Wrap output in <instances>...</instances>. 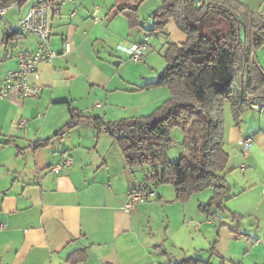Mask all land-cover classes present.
<instances>
[{"label": "crops", "instance_id": "0c3cea01", "mask_svg": "<svg viewBox=\"0 0 264 264\" xmlns=\"http://www.w3.org/2000/svg\"><path fill=\"white\" fill-rule=\"evenodd\" d=\"M34 1H16L6 11L5 21L17 26ZM163 1L65 0L51 12L50 42L58 55L39 64L41 95L22 98L13 92L0 99V264H179L163 262L165 256H175L166 246L193 241L187 236V213L192 207L197 209L195 213L209 217L224 214L217 237L210 239L211 249L214 246L217 252L214 256H220L222 264L226 255L234 258V253L228 255L229 246L240 244L246 250L240 253L238 264H264L263 127L248 133L244 119L239 125L228 126L225 121L224 147L226 143L241 147L248 136L253 137V143L243 150L241 167L246 178L238 183L236 193L237 185L230 181L229 211L214 209L210 215L199 206L213 193L209 197L201 193L193 200L197 192L182 202L176 198L175 188L171 193V188L150 181L147 183L154 195L133 211H126L128 192L146 182L152 167L128 166L122 149L104 126L82 123L55 136L45 147L34 148L63 128L71 109L105 121L131 119L150 114L170 96L166 86L143 89L166 67L165 58L160 56L159 60L158 54L164 56L170 42L186 40L173 19L162 30L154 26L150 15ZM240 1L264 16V6ZM124 5L128 7L121 10ZM131 6L137 7L136 25L131 21ZM96 7L101 21L94 20ZM146 35H151V46L145 62L132 64L116 51L118 45L141 42ZM66 42L71 45L67 53ZM37 44L38 36L33 33L10 38L0 18V87L8 72L18 67L16 51L30 53ZM254 59L264 70L257 51ZM173 145L179 142L173 140ZM65 155L73 157L72 165L58 173L52 171L51 166ZM161 212L164 230L155 219ZM176 215L181 217V227H171V218ZM247 218L255 220L254 230L243 232V237L240 231ZM197 229L195 226L194 231ZM179 232L183 233L181 239L176 235ZM212 253L207 261L210 264Z\"/></svg>", "mask_w": 264, "mask_h": 264}, {"label": "trees", "instance_id": "16d2710c", "mask_svg": "<svg viewBox=\"0 0 264 264\" xmlns=\"http://www.w3.org/2000/svg\"><path fill=\"white\" fill-rule=\"evenodd\" d=\"M16 1L22 0H0V7ZM197 1L164 0L150 15L159 30L173 19L186 34L185 41L168 44L164 71L143 87H168L170 96L160 106L147 115L114 121L71 109L63 128L34 148L45 147L55 136L82 123L104 126L128 166L152 167L146 183L173 184L182 202L211 187L213 195L200 210L208 215L214 209L229 211L226 202L232 186L225 174L230 159L224 147L225 105L230 104L233 122L239 125L250 102L264 97V70L254 59L257 49L264 46V16L240 0H204L200 6ZM133 7L131 21L136 25L137 7ZM19 34L13 32L9 37ZM175 127L183 130L184 137L179 157L172 161L168 151ZM181 263L210 264L192 258Z\"/></svg>", "mask_w": 264, "mask_h": 264}, {"label": "built area", "instance_id": "2783aa9c", "mask_svg": "<svg viewBox=\"0 0 264 264\" xmlns=\"http://www.w3.org/2000/svg\"><path fill=\"white\" fill-rule=\"evenodd\" d=\"M65 0H35L30 6L27 13L19 20L17 26L13 27L5 21L6 11L13 6L12 3L8 6L0 7V18L3 20V26L7 33L19 32L21 34L33 33L38 36L37 48L25 53L18 49L16 56L19 64L15 70L8 72L0 87V99L8 97L13 92H16L22 98H37L41 95L43 85L40 83L41 73L39 64L43 61H52L58 52L51 48L50 38L52 35V27L50 24V14L57 10L58 5ZM204 0H198L197 5H202ZM94 20L101 21L99 7L94 9ZM151 46V35H146L141 42L130 43L129 45L120 44L116 51L124 54L130 61L134 63H143L146 60V54ZM71 50V45L66 42L64 52ZM33 79V81H32ZM248 94V89L245 90ZM100 105V103H98ZM262 108V102H250L251 107ZM253 143V137L248 136L242 140L244 149H248ZM73 157L65 155L60 161L51 166L52 171L60 172L63 169L71 166ZM155 191L148 183H142L132 188L127 194V200L124 209L128 212L133 211L141 203H144ZM1 227H5L2 224Z\"/></svg>", "mask_w": 264, "mask_h": 264}, {"label": "rangeland", "instance_id": "374dc122", "mask_svg": "<svg viewBox=\"0 0 264 264\" xmlns=\"http://www.w3.org/2000/svg\"><path fill=\"white\" fill-rule=\"evenodd\" d=\"M251 1L255 7L264 6V0H251ZM257 52H258V61L263 66V69H264V46H262L261 48H258ZM158 56H159V60H160V56L163 57V59L165 58L163 56V53L158 54ZM130 63H132V61H130ZM163 64H164L163 67H165L166 62L163 61ZM245 80L247 83V75H246ZM225 119H226L225 120L226 124L228 126L230 124H234L232 114L230 111V104L229 103H226V105H225ZM242 120H243L242 124L246 125L245 129L248 131V133H252L253 129H255L256 131L259 130L261 127H263V129H264V107L259 108V105L255 108H253L251 106L246 107L245 110L243 111V114H242ZM183 137H184L183 130L180 127H175L173 129V139L175 141H178L179 145L178 146L173 145L169 149L168 155H169L170 160L177 161V159L179 157V153L181 151V142L183 140ZM243 148L244 147L242 145H241V147H239V146L234 147L233 145H230L228 143L225 144V149L230 154V159H229L227 168L225 170V174H226V177H227L229 182L232 180L237 185L235 190H233V191H235V193L239 190L240 186L238 183H241L243 181V179L245 177L244 173L246 172L241 167V160H242V158H244L243 150L244 151L247 150V149L245 150ZM252 159H254V157ZM256 169H258L257 165L255 166L254 171H257ZM254 171H252V172L254 173ZM161 185L165 186V188H167V190H168V188H171V193L173 192L172 190H174V186L171 183H163ZM213 191H214V189L211 187L206 188L202 191H199L198 195H195L193 197V200L196 199L199 196V194H201V193L204 194L203 196L209 197V195H212ZM191 205H193V204H191ZM195 211H197V209L192 207L191 211H189V213H187V215H188L187 227H188L189 231H191L190 234H189V231L187 232V236L192 237L193 241H191L190 243L188 242V243L179 244V245L178 244L167 245L166 246L167 250L172 255H175V256L171 257L170 259L165 256L164 260H163L164 263L165 262L168 263V262H170V260H172V261H180L179 264H182L181 262L184 261V259L191 258V257H192V259L202 258V259H206V261H208L210 259L209 257L211 256V253L213 252L212 253L213 257L211 260L212 263L213 264H222L223 261L221 260V258H219L220 256H218V255L214 256L217 254V252L214 251L213 249H211L212 242L210 244V239H214L215 237H217L218 228H219V221H222V219L225 218L224 214L222 215L223 217L221 216V213L215 214L213 216L210 215V217H209L206 214H203L201 212L195 213ZM200 216H202L204 218H202ZM155 219L159 221L158 227L161 230H164V228H162V222L165 221L164 214L161 212L159 214V216ZM180 221H181V217L179 215L172 217L171 218V227H174V226L181 227ZM252 223H255L254 219L247 218L244 221V223L241 227V231H240V233L243 234V237H245L243 232L253 233L254 228L252 226ZM195 226H196V228H199V229H197L198 231H194ZM181 229H182V231L184 230V228H181ZM262 229H264V224H262ZM176 235H179L180 239L183 238V233L179 232V234H176ZM241 240L245 241L246 239L242 238ZM206 247H207V249H205ZM245 250L246 249H245L244 245H242V244L236 245V246H234V245L229 246L228 255H231V252H232V253H234L233 254L234 258L226 255L225 258H227L228 260L227 259L224 260V264H238L242 258V255L240 253L244 252ZM220 251L222 254L225 253V251L223 249ZM214 252H216V253H214ZM190 264H197V263H190ZM245 264H247V261H245ZM249 264H255V263L249 262Z\"/></svg>", "mask_w": 264, "mask_h": 264}]
</instances>
